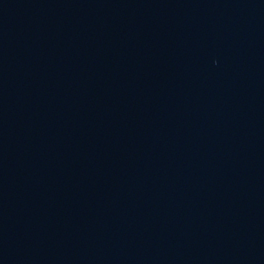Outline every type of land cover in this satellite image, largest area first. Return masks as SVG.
I'll use <instances>...</instances> for the list:
<instances>
[{
    "label": "water",
    "instance_id": "water-1",
    "mask_svg": "<svg viewBox=\"0 0 264 264\" xmlns=\"http://www.w3.org/2000/svg\"><path fill=\"white\" fill-rule=\"evenodd\" d=\"M0 264H264V0H31Z\"/></svg>",
    "mask_w": 264,
    "mask_h": 264
}]
</instances>
